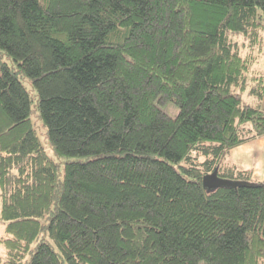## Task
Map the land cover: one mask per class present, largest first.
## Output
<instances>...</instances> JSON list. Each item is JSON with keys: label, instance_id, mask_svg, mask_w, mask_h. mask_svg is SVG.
<instances>
[{"label": "trees", "instance_id": "trees-1", "mask_svg": "<svg viewBox=\"0 0 264 264\" xmlns=\"http://www.w3.org/2000/svg\"><path fill=\"white\" fill-rule=\"evenodd\" d=\"M263 99L264 0H0V264H264Z\"/></svg>", "mask_w": 264, "mask_h": 264}, {"label": "crops", "instance_id": "crops-1", "mask_svg": "<svg viewBox=\"0 0 264 264\" xmlns=\"http://www.w3.org/2000/svg\"><path fill=\"white\" fill-rule=\"evenodd\" d=\"M262 108L264 109V106ZM228 153L231 160L227 167L233 170H250L255 180L264 181V137L232 149Z\"/></svg>", "mask_w": 264, "mask_h": 264}, {"label": "rangeland", "instance_id": "rangeland-1", "mask_svg": "<svg viewBox=\"0 0 264 264\" xmlns=\"http://www.w3.org/2000/svg\"><path fill=\"white\" fill-rule=\"evenodd\" d=\"M249 103L251 104H256V98L251 97L249 98ZM262 106H264V100L262 101ZM164 111L171 115L172 117H176L179 113V108L174 105L173 103H169L166 107H164ZM32 119L34 122L35 130L38 134V137L40 138L42 144L44 145L48 155L52 158H56L54 155V152L49 144L47 135H46V128L45 126L41 123V121L36 117L35 114L32 115ZM231 160L230 153H228L223 160V165H227ZM5 228H6V223L2 219H0V238L5 237ZM6 257V251L3 245H0V258L5 259Z\"/></svg>", "mask_w": 264, "mask_h": 264}, {"label": "water", "instance_id": "water-1", "mask_svg": "<svg viewBox=\"0 0 264 264\" xmlns=\"http://www.w3.org/2000/svg\"><path fill=\"white\" fill-rule=\"evenodd\" d=\"M203 184H204V187L211 189V188H214L217 186L226 185L228 183L220 180L217 176V173L213 172V173L208 174L204 177Z\"/></svg>", "mask_w": 264, "mask_h": 264}]
</instances>
